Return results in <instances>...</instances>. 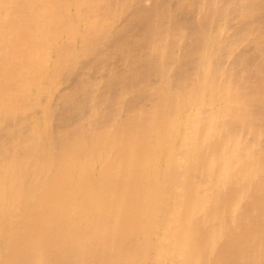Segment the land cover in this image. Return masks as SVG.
Masks as SVG:
<instances>
[{
	"label": "bare ground",
	"instance_id": "obj_1",
	"mask_svg": "<svg viewBox=\"0 0 264 264\" xmlns=\"http://www.w3.org/2000/svg\"><path fill=\"white\" fill-rule=\"evenodd\" d=\"M0 264H264V0H0Z\"/></svg>",
	"mask_w": 264,
	"mask_h": 264
}]
</instances>
